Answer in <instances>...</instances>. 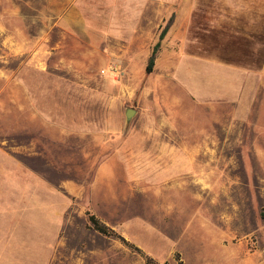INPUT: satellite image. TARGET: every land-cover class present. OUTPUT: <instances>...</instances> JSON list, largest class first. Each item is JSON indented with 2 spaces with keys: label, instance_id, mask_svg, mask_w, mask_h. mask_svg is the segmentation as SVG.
<instances>
[{
  "label": "rangeland",
  "instance_id": "374dc122",
  "mask_svg": "<svg viewBox=\"0 0 264 264\" xmlns=\"http://www.w3.org/2000/svg\"><path fill=\"white\" fill-rule=\"evenodd\" d=\"M239 4L0 0V264H145L91 214L157 264H264V103L184 69ZM20 196L40 229L10 235Z\"/></svg>",
  "mask_w": 264,
  "mask_h": 264
},
{
  "label": "crops",
  "instance_id": "0c3cea01",
  "mask_svg": "<svg viewBox=\"0 0 264 264\" xmlns=\"http://www.w3.org/2000/svg\"><path fill=\"white\" fill-rule=\"evenodd\" d=\"M232 1L249 4L236 5L231 10L234 20L226 19V23L220 25L219 29L225 34L223 37H226L223 45L216 40L212 44L207 41L206 49H199L197 55L188 56L189 66L185 65L184 69H189L188 76L192 87L195 86L198 91L199 100L234 104L246 98L251 102L246 103L255 107L264 103V0ZM205 23V31H210V23L207 20ZM231 44H237V47L231 48ZM19 187H10L6 193L12 195L21 189ZM33 211L34 208L31 209L29 202L26 204L24 196L17 198V203L7 210H2L3 214L11 215L14 223L10 235H16L15 232L23 234L25 220L27 226L30 223L32 231L40 229V225L36 226L39 221L37 215H32ZM30 212L34 217H31V221ZM4 255H0V258H4Z\"/></svg>",
  "mask_w": 264,
  "mask_h": 264
},
{
  "label": "trees",
  "instance_id": "16d2710c",
  "mask_svg": "<svg viewBox=\"0 0 264 264\" xmlns=\"http://www.w3.org/2000/svg\"><path fill=\"white\" fill-rule=\"evenodd\" d=\"M169 26L167 25L163 31L159 34L157 42L151 49L150 55L147 60V65L145 72L146 74L152 73L154 66H155V61L158 58L159 52L161 50V44L162 41L164 40L166 33L168 31ZM88 222L90 228L98 233L99 235L107 238H112L117 241H119L121 244L124 246L128 247L131 249V251L137 253L140 257L143 258L145 264H157L154 262L152 258H150L148 255H146L140 248L135 246L134 244L129 243L123 236H121L119 233L114 231L112 228L106 226L104 223H102L95 215L91 214L88 216ZM181 264V262L179 263Z\"/></svg>",
  "mask_w": 264,
  "mask_h": 264
},
{
  "label": "water",
  "instance_id": "95a60500",
  "mask_svg": "<svg viewBox=\"0 0 264 264\" xmlns=\"http://www.w3.org/2000/svg\"><path fill=\"white\" fill-rule=\"evenodd\" d=\"M134 114H135V111H133L131 109L126 110V112H125L126 122H129L130 119L134 116Z\"/></svg>",
  "mask_w": 264,
  "mask_h": 264
}]
</instances>
